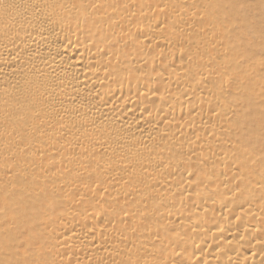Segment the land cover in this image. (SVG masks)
<instances>
[{
	"label": "bare ground",
	"instance_id": "obj_1",
	"mask_svg": "<svg viewBox=\"0 0 264 264\" xmlns=\"http://www.w3.org/2000/svg\"><path fill=\"white\" fill-rule=\"evenodd\" d=\"M253 1L0 0V264H264Z\"/></svg>",
	"mask_w": 264,
	"mask_h": 264
},
{
	"label": "rangeland",
	"instance_id": "obj_2",
	"mask_svg": "<svg viewBox=\"0 0 264 264\" xmlns=\"http://www.w3.org/2000/svg\"><path fill=\"white\" fill-rule=\"evenodd\" d=\"M261 1V2H260ZM253 3H255L254 5H253V7H252V9H251V11L249 12V14H248V16H247V19L248 18H250L251 19V24H253L252 22L254 21V23H257L258 24V27H256V30H258V31H260L261 33H262V36L260 35L259 36V41L260 42H264V31H263V29H262V27H264V5H262V4H264V0H255V1H253ZM258 3H260V4H258ZM257 7V8H256ZM262 7V8H261ZM258 10V11H257ZM263 11V12H262ZM254 12V13H253ZM262 13V15H260L261 13ZM257 13V14H256ZM257 15V16H256ZM246 19V20H247ZM253 19V20H252ZM257 19H260V21L259 20H257ZM255 30V28L253 29V31ZM257 37H258V34H257ZM261 37L263 38V39H261ZM259 50H261V48H259ZM254 134V133H253ZM259 138H255V139H250L249 140V142H248V147H249V145L251 144V142H257V143H253L251 146H250V148L251 149H253V150H256V149H258V150H260L261 151V149H262V145H263V139H259Z\"/></svg>",
	"mask_w": 264,
	"mask_h": 264
}]
</instances>
